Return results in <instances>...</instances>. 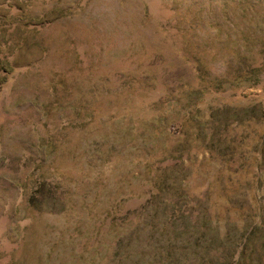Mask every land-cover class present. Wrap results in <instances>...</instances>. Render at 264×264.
Listing matches in <instances>:
<instances>
[{
  "label": "rangeland",
  "instance_id": "obj_1",
  "mask_svg": "<svg viewBox=\"0 0 264 264\" xmlns=\"http://www.w3.org/2000/svg\"><path fill=\"white\" fill-rule=\"evenodd\" d=\"M0 264H264V0H0Z\"/></svg>",
  "mask_w": 264,
  "mask_h": 264
}]
</instances>
